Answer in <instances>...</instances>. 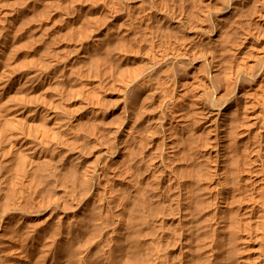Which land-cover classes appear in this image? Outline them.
I'll return each instance as SVG.
<instances>
[{"label": "bare ground", "instance_id": "obj_1", "mask_svg": "<svg viewBox=\"0 0 264 264\" xmlns=\"http://www.w3.org/2000/svg\"><path fill=\"white\" fill-rule=\"evenodd\" d=\"M159 4L150 0L148 12L136 15L143 14L141 22L165 20L185 29V38L163 46L153 40L119 76L123 122L121 126L114 118L108 132L116 147L109 154L120 158L122 169L109 173L112 184L101 190L97 208L104 214L118 200L123 213L112 231L107 216L100 215L78 222L75 231L51 235L50 264H125L127 255L137 264L141 229L153 231L150 223L158 222L154 198L158 203L163 197L165 203L172 185V205L185 210V250L180 247L185 264H264V0H191L192 7L177 20ZM6 40L3 36L0 45ZM199 43L206 49H199ZM3 83L0 76V89ZM106 94V86L90 91L82 83L79 100L70 109L66 98H60L68 124L55 121L48 128L29 114L12 113L9 104H23L24 94L5 98L0 92V167L20 160L29 173L57 178L72 164L70 175L81 172L85 184L97 178L96 192L107 165L95 169L83 164L81 156L65 157L62 148L69 131L74 139L97 138L98 127L113 111ZM143 119L147 127L140 129ZM155 142L161 143L159 159L145 160ZM173 158L185 166V178L174 173ZM142 168L150 176L142 175ZM118 176L121 184L115 189ZM11 221L0 220V230ZM2 239L0 234V264H5ZM66 239L74 247L56 245ZM83 239L88 246L80 250L77 244ZM22 241L11 263H35L36 241L30 236ZM97 244L102 248L99 259L88 263L90 247ZM157 260L160 256L146 264H168Z\"/></svg>", "mask_w": 264, "mask_h": 264}, {"label": "rangeland", "instance_id": "obj_2", "mask_svg": "<svg viewBox=\"0 0 264 264\" xmlns=\"http://www.w3.org/2000/svg\"><path fill=\"white\" fill-rule=\"evenodd\" d=\"M149 5L150 0H0V39L7 38L6 43L0 45V76L6 84L0 92L5 98L20 93L26 96L23 104L14 100L9 104L14 115L22 114L24 118L29 114L48 128L55 121L64 126L69 116L63 113L65 108L60 98L62 95L66 98L69 104L66 109H70L79 100L82 83H86L90 91L106 86V100L113 105L106 123L98 127L95 140L90 136L74 139L73 132L69 131L62 148L65 157L81 156L83 164H94L95 169L107 165L96 192L94 182L97 178L85 184L81 172L70 175L74 171L72 164L57 178L41 172L29 173L20 160L0 167V220H12L0 230L5 264L14 262L12 255L22 248V240L29 236L36 241L37 247L33 261L50 264L46 253L52 246L51 235L75 231L74 225L78 222L86 223L87 219L100 215L107 216V228L112 231L115 219L123 213L118 200L111 202L104 214L97 208L101 190L112 184L109 173L122 169L120 158L109 154L116 147L108 132V124L114 118L121 126L123 122L119 76L136 64L153 40L163 46L175 45L185 38V29L168 26L165 20L141 22L143 14L136 13L148 12ZM191 7V0H160L159 4V8L172 12L176 20L182 17L185 8ZM219 7L225 10L226 5L221 2ZM198 48L206 49V45L199 43ZM138 127H147L146 121L143 119ZM87 130L90 132L91 126ZM57 134L62 137V133L57 131ZM118 138L120 146V135ZM160 152L161 143L155 142L144 153V158L154 156L156 161ZM170 165L175 174L185 178V166L178 158H173ZM141 171L142 175L151 174L144 168ZM120 180L121 176L114 178L115 189L121 184ZM175 193L172 185L165 203L163 197L164 201L158 203L154 198L158 222L150 223L153 231L146 227L141 229L137 264L152 262L157 256H160L158 263L185 264V251H180L181 246L185 250V210L180 211L172 205ZM66 241L56 245L62 249L74 247ZM77 245L83 250L88 243L83 239ZM90 250L88 263L99 259L102 248L97 244ZM124 258L125 264H136L130 255Z\"/></svg>", "mask_w": 264, "mask_h": 264}]
</instances>
